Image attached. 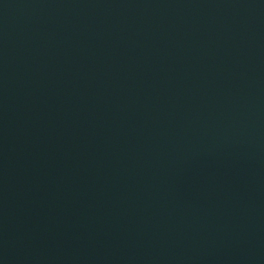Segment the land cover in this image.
I'll return each mask as SVG.
<instances>
[{
  "label": "water",
  "instance_id": "95a60500",
  "mask_svg": "<svg viewBox=\"0 0 264 264\" xmlns=\"http://www.w3.org/2000/svg\"><path fill=\"white\" fill-rule=\"evenodd\" d=\"M0 264H264V0H0Z\"/></svg>",
  "mask_w": 264,
  "mask_h": 264
}]
</instances>
